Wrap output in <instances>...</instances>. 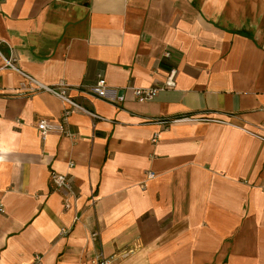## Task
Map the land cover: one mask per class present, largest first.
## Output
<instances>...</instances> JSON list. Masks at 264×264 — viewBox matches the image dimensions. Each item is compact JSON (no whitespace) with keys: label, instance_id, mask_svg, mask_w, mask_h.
Wrapping results in <instances>:
<instances>
[{"label":"crops","instance_id":"1","mask_svg":"<svg viewBox=\"0 0 264 264\" xmlns=\"http://www.w3.org/2000/svg\"><path fill=\"white\" fill-rule=\"evenodd\" d=\"M0 51L105 117L43 138L66 104L0 56V264H91L94 230L113 264H264V0H0Z\"/></svg>","mask_w":264,"mask_h":264},{"label":"built area","instance_id":"2","mask_svg":"<svg viewBox=\"0 0 264 264\" xmlns=\"http://www.w3.org/2000/svg\"><path fill=\"white\" fill-rule=\"evenodd\" d=\"M167 55H169V53H167ZM0 56L4 60V68L16 71L23 76V80L20 82L19 87L14 92L15 95L27 96V95H32L38 91L44 90L54 94L66 104V108L63 110L61 114L60 122H54L47 118L39 119L37 123V128L43 138H45V136L50 132H59L61 134L70 135V132L66 128V122L68 121L72 112L76 110L89 114L94 119V124L99 120H105L104 116L88 110L83 104H81L80 102L76 101L73 97H71L70 91L72 90V87L67 83L60 82L59 84L56 85H45L41 83L39 80H37L35 77L25 73L19 68L14 53L6 57L0 51ZM175 74H176V70H173L170 76L168 77V79L163 84H158L152 87H145V88L130 87V89L138 101L141 102L151 101L158 95L160 91L165 90L167 88L176 87ZM81 92L86 95L96 96L102 99H106L110 102H118V101L121 102L124 100V97L123 95H120L119 90L110 88L107 85V82L104 78H100L95 85L91 86L90 88L81 90ZM189 119L194 120L196 118H189ZM158 140H159V133H155L152 141L154 143H157ZM154 175L155 174L153 172H150L148 177L153 178ZM52 184L55 188L58 189H62L65 191L72 190V183L65 174L54 173L52 175ZM66 207H68V205H66ZM5 212H6L5 206L0 202V213H5ZM66 232H68L66 229L62 230V234H65ZM100 237L101 236L99 230H94L91 232L90 235L91 240L99 245V249L97 250L96 254L93 256L91 260V264H113L114 261L113 257L106 256L102 249ZM131 251L132 250L124 252L123 256H127ZM36 262L37 264L41 263L40 256L36 257Z\"/></svg>","mask_w":264,"mask_h":264},{"label":"water","instance_id":"3","mask_svg":"<svg viewBox=\"0 0 264 264\" xmlns=\"http://www.w3.org/2000/svg\"><path fill=\"white\" fill-rule=\"evenodd\" d=\"M120 94H123V92H122V91H120Z\"/></svg>","mask_w":264,"mask_h":264}]
</instances>
